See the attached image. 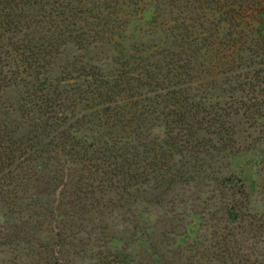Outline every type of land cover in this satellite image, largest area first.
Returning <instances> with one entry per match:
<instances>
[{
    "label": "trees",
    "instance_id": "1",
    "mask_svg": "<svg viewBox=\"0 0 264 264\" xmlns=\"http://www.w3.org/2000/svg\"><path fill=\"white\" fill-rule=\"evenodd\" d=\"M107 48L109 73L88 58ZM10 88L15 105L2 96ZM236 120L264 137V0H0V198L11 209L36 171L53 174L60 207L77 212L159 205L212 138L230 148ZM160 121L164 141L150 135ZM243 217L221 236L222 264H264L231 231L245 223L253 240L264 218ZM56 247L46 264H70ZM182 251L165 264H192ZM100 264L151 263L114 250Z\"/></svg>",
    "mask_w": 264,
    "mask_h": 264
},
{
    "label": "rangeland",
    "instance_id": "2",
    "mask_svg": "<svg viewBox=\"0 0 264 264\" xmlns=\"http://www.w3.org/2000/svg\"><path fill=\"white\" fill-rule=\"evenodd\" d=\"M133 26L148 36L149 30L142 24L134 22ZM127 35L137 33L130 31ZM73 55H77L73 49L64 53L53 67L52 78L60 76L65 60L71 61ZM90 57H97L98 66L106 73L112 72L115 55L111 50H98ZM17 94L10 88L2 96L15 105ZM8 120L21 123L17 111ZM156 125L150 130L151 137L166 140L164 124L160 121ZM232 126L236 136L226 142L230 148L221 149L222 145L212 138V149L198 157L192 163L194 169L161 195L159 205L146 204L139 198L137 204L115 210L77 212L60 207L56 188L49 182L53 174L36 171L27 184V193L22 195L27 200L21 211L11 209L0 198V264H46L48 247H56L59 236L70 241V246H57L62 253L57 257L63 260L67 255L70 264L106 263L114 250L134 263L148 260L165 264L166 252L175 254L179 248L188 263L222 264L221 236L239 225L246 214L264 218V137L247 131L242 121L236 120ZM231 231L237 234L241 246L249 248L246 253L264 255V231L253 240V235H246L245 223Z\"/></svg>",
    "mask_w": 264,
    "mask_h": 264
}]
</instances>
